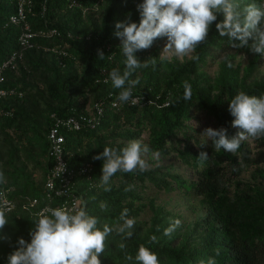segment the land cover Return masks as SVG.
<instances>
[{"label": "trees", "instance_id": "1", "mask_svg": "<svg viewBox=\"0 0 264 264\" xmlns=\"http://www.w3.org/2000/svg\"><path fill=\"white\" fill-rule=\"evenodd\" d=\"M30 1L26 22L31 29L55 28L60 36L32 38L34 46L23 51L16 68L3 73L2 86L15 88L16 94L0 99V109L11 113L0 115V172L5 177L0 188L6 189L15 207L5 212L8 224L0 230L5 237L0 239V264H8L18 239L30 242L39 206H55L62 200H50L45 189L53 163L48 155L49 128L56 118L89 116L96 104L101 108L98 119L84 121L78 129L60 127V132L69 167L91 166V178L77 176L73 185L80 208L98 217L101 229L114 224L125 208L136 221L130 239L115 232L108 236L101 264H137L141 244L157 255L159 264H199L201 260L207 264L210 257L216 264H264V137L242 140L232 154L217 151L210 141L204 145L206 138L201 136L209 127L224 128L229 137L240 131L232 126L228 103L241 91L264 95L260 69L264 57L248 47H231L215 23L207 42L192 54L198 60L161 56L165 38H157L150 48L135 53L142 63L148 61V67L136 69L130 77L139 81L131 89L137 102L120 103L121 90L109 78L112 69L121 73L125 69L115 24L129 15L131 22L139 24L137 5L143 0ZM238 2L243 9L264 0ZM15 13L17 0H0V66L20 51L21 27L10 22ZM222 20L219 16L216 23ZM62 43H67L65 52L56 50ZM241 51L249 54L245 64L236 61ZM214 64L211 74L207 68ZM185 81L191 84L190 100L183 99ZM132 140L158 151L159 159L149 154L146 171L116 173L111 191L105 192L100 181L103 160L93 157L105 147L120 150ZM201 152L208 154L207 159H198ZM174 192L196 198L201 211L195 221L181 222L171 236H165L164 230L181 216L158 202L155 194ZM34 198L39 204L32 207L29 203ZM101 202L107 210H101ZM153 236L156 242L151 241ZM121 243L126 245L123 250ZM125 253L133 259L127 260Z\"/></svg>", "mask_w": 264, "mask_h": 264}, {"label": "clouds", "instance_id": "2", "mask_svg": "<svg viewBox=\"0 0 264 264\" xmlns=\"http://www.w3.org/2000/svg\"><path fill=\"white\" fill-rule=\"evenodd\" d=\"M137 11L139 24L131 22L130 15L129 19L115 24V36L121 41L125 69L122 73L118 68L112 69L109 78L112 86L121 90L117 96L120 103H136L131 89L139 81L130 77L136 69L148 67V61L142 63L135 53L150 48L157 38H166L167 41L161 55L167 53L176 58L198 60L199 57L192 54L207 42L215 23L219 35L228 37L231 47H248L251 52L264 57V2L248 4L241 9L238 0H143L137 5ZM219 16L223 20L216 23ZM98 57L104 58L101 50H98ZM152 64H156V59H152ZM126 83L128 87H125ZM183 88V99L190 100L191 84L185 81ZM228 111L234 117L232 126L240 131L229 137L224 128H206L201 135L206 138L204 145L210 141L217 151L223 149L235 154L242 140L264 137V95L257 97L238 92L228 103ZM149 154L155 159L161 155L140 140H132L120 150L105 147L102 153L93 157L103 160L100 181L104 191H111V178L118 172L146 171L149 165L144 157ZM207 157V153L201 152L198 159ZM4 182V174L0 172V183ZM100 208L107 210V204L101 202ZM99 223V218L89 215L83 207L74 212L63 207L46 208L33 222L30 242L23 238L17 240L16 250L7 257L8 264H101L99 257L106 251L108 236L115 232L130 239L136 221L129 218L128 209L125 208L111 226L104 224L101 229ZM7 224L5 212L0 210V230ZM180 225V220H173L164 230V235L171 236ZM0 239L5 237L0 236ZM150 239L156 242L155 236ZM119 247L123 250L126 245L121 243ZM216 255H219L218 250ZM125 258L129 261L133 259L127 253ZM135 261L137 264H159L157 255L143 244L138 248ZM199 264L205 262L201 260ZM207 264H216V261L210 257Z\"/></svg>", "mask_w": 264, "mask_h": 264}, {"label": "built area", "instance_id": "3", "mask_svg": "<svg viewBox=\"0 0 264 264\" xmlns=\"http://www.w3.org/2000/svg\"><path fill=\"white\" fill-rule=\"evenodd\" d=\"M71 3L77 4L75 0H72ZM30 4V0H17V13L10 16V22L19 24L21 27V31L18 36L20 51L12 53L0 66V99L6 97L7 95L16 94L15 88H5L2 86V83L5 81L3 73L7 69H15L17 59L22 57L23 51L34 46V43L30 40L36 36H60V32L55 28H51L49 30H38L36 32L31 29L30 25L26 22V12L30 11ZM68 36L70 35L68 34ZM62 45L59 46V49L56 48V50H59V52H65L64 47L67 43H62ZM133 99L137 102L136 97H133ZM10 114L11 113L9 111H3L0 109V115L8 116ZM100 115L101 108L98 104H96L95 111H89V116L82 113L78 116H70L63 119L56 118L55 124L49 128L47 133V140L49 142L48 155L52 159L53 163L45 178V189L47 197H49L50 200L55 199L56 197H60L62 200L55 206L48 203L39 206L37 211L38 214L46 208L55 209L63 207L73 212L80 209V196H77L75 193L73 185L77 176H86V179L88 180L91 178L89 175L91 166L87 163L75 169L69 167L67 161L65 160V151L63 146L64 137L60 132V127L66 129H78L82 122L87 121L88 123H92V121L96 120V118ZM52 116L54 117V114ZM38 204L39 201L36 198L32 199L29 203L32 207ZM14 207L15 202L7 197L6 189L0 188V209L4 212H10L14 209Z\"/></svg>", "mask_w": 264, "mask_h": 264}, {"label": "rangeland", "instance_id": "4", "mask_svg": "<svg viewBox=\"0 0 264 264\" xmlns=\"http://www.w3.org/2000/svg\"><path fill=\"white\" fill-rule=\"evenodd\" d=\"M166 42H167L166 38L161 41V45H160L161 54L166 45ZM161 56L172 57L167 53ZM248 58H249V54L244 51H241L237 53L236 61L241 60L242 64H245ZM216 67H217V64H214L213 66L208 67L207 70L208 72L212 74L215 71ZM260 69L261 71L264 72V60L262 61ZM146 158L147 157H144V159L147 162ZM164 163L168 164V162H164ZM247 176H248V173H245L243 175V177H247ZM155 195H157L158 202L166 204V207H168L172 212H176L181 216L180 217L181 222L192 223L193 221L196 220V218L198 217V214L201 211L200 203L196 198H190L186 195L180 194L179 192L168 193V194L158 193Z\"/></svg>", "mask_w": 264, "mask_h": 264}]
</instances>
